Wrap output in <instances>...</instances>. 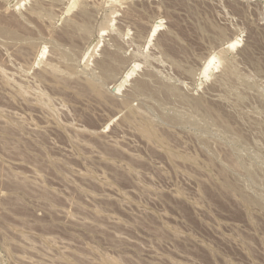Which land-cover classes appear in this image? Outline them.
<instances>
[{
	"label": "rangeland",
	"instance_id": "374dc122",
	"mask_svg": "<svg viewBox=\"0 0 264 264\" xmlns=\"http://www.w3.org/2000/svg\"><path fill=\"white\" fill-rule=\"evenodd\" d=\"M111 258L264 264V0H0V264Z\"/></svg>",
	"mask_w": 264,
	"mask_h": 264
},
{
	"label": "bare ground",
	"instance_id": "6f19581e",
	"mask_svg": "<svg viewBox=\"0 0 264 264\" xmlns=\"http://www.w3.org/2000/svg\"><path fill=\"white\" fill-rule=\"evenodd\" d=\"M24 3V2H23ZM72 9V8H71ZM83 25V24H82ZM84 26V25H83ZM13 30V29H12ZM104 29H102L101 30V32L103 31ZM14 31V30H13ZM7 32H10V33H14V32H11V30H7ZM53 67V66H52ZM12 85V84H11ZM136 85H138L139 86V84H136ZM139 87H141V85L139 86ZM24 88V87H23ZM22 92H24V90L22 91ZM98 93V92H97ZM105 95V94H104ZM103 96V95H102ZM105 97V96H104ZM142 130H143V132L144 133H146V134H148V135H153L152 134V131L149 129V127L146 125L145 127H142ZM67 212V211H66ZM71 216V215H70ZM74 217V216H73ZM20 236V235H19ZM23 236H25L24 234L21 236V238L23 237ZM28 238V237H27ZM26 239V238H25ZM27 240V239H26ZM49 240V239H48ZM25 242V241H24ZM28 242V241H27ZM30 242V241H29ZM26 243V242H25ZM32 243V242H31ZM30 243V244H31ZM69 244V243H68ZM29 246V245H28ZM31 246V245H30ZM32 248H33V246H31ZM30 247V248H31ZM50 248V247H49ZM36 249V248H35ZM52 249V248H51ZM31 252V251H30ZM36 252V251H35ZM46 253V252H45ZM42 254V253H41ZM79 256H81V255H79ZM39 257V256H38ZM60 257V256H59ZM28 258V257H27ZM110 258V257H109ZM44 259H45V255H44ZM112 259V258H111ZM26 260V259H25ZM46 260V259H45ZM30 260H28V262H29ZM57 261V260H56ZM112 262H114V263H120V262H118L117 260H111ZM66 263V262H65Z\"/></svg>",
	"mask_w": 264,
	"mask_h": 264
}]
</instances>
